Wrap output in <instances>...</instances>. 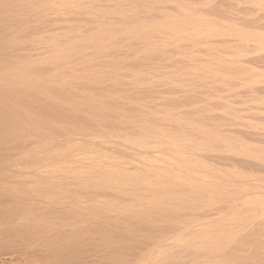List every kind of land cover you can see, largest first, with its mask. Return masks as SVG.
<instances>
[{
	"label": "bare ground",
	"instance_id": "obj_1",
	"mask_svg": "<svg viewBox=\"0 0 264 264\" xmlns=\"http://www.w3.org/2000/svg\"><path fill=\"white\" fill-rule=\"evenodd\" d=\"M174 1L0 0V264H264V0Z\"/></svg>",
	"mask_w": 264,
	"mask_h": 264
},
{
	"label": "rangeland",
	"instance_id": "obj_2",
	"mask_svg": "<svg viewBox=\"0 0 264 264\" xmlns=\"http://www.w3.org/2000/svg\"><path fill=\"white\" fill-rule=\"evenodd\" d=\"M176 1H179V0H176ZM205 1H206V2H205ZM205 1L202 0V3H204V6L206 7L207 4H209L208 2H209L210 0H205ZM233 1L237 2L236 0H219V2H218V0H217V1H216V0H213L214 3H215V2L217 3V4H214V5L225 4L227 9H229L228 6H227L228 4L232 5L233 7H234V5H236L235 2L233 3ZM169 2H171V3H176L174 0H173V1H172V0H169ZM213 2H212V4H213ZM259 2L262 3L263 0H262V1H261V0L256 1V3H259ZM202 3H201V4H202ZM256 3H255V4H256ZM261 3H259V4L261 5ZM263 4H264V2H263ZM263 4H262L261 6H263ZM202 5H203V4H202ZM214 5H211V4H210V7H211V6H214ZM253 5H254V3H253L251 6L253 7ZM260 5H259V6H260ZM169 6H170V5H169ZM204 6H201V7H204ZM199 7H200V6H199ZM199 7H198V9H199ZM233 7H232L233 12L236 13V11L238 10L237 7H236L237 10H235V8H233ZM256 7H258L257 4H256V6L254 5L253 8L256 9ZM263 7H264V6H263ZM263 7H262V9H260V7H258V9L262 11V10L264 9ZM196 9H197V8H196ZM196 9H195V11L191 10V12H192V11H193V12H196ZM200 9H201V8H200ZM202 9H203V8H202ZM202 9H201V12L203 11ZM232 9H231V11H232ZM258 9H257V10H258ZM172 10H173V9H172ZM174 11H175V10H174ZM201 12L199 11V13H201ZM263 12H264V10H263ZM187 13H188V12H187ZM237 13H238V11H237ZM192 14L195 15L194 13H192ZM197 14H198V12H197ZM261 14H262V12H261ZM263 14H264V13H263ZM200 15H201V14H198V16H200ZM195 16H196V15H195ZM263 16H264V15H263ZM14 17H15V16H14ZM222 17H223V16H222ZM4 18H6V17H4ZM7 18H8V19H6V20H7L8 22H12L13 20L16 21V19H18L17 22L19 23V22L22 21V18H23V17H18V16H17V18L13 19L12 16H7ZM11 19H12V20H11ZM215 20H217V21L219 20L220 23H223V22H224V25L227 23V20H226L225 17H223V18H221V17H217V19H215ZM215 20H214V22H216ZM220 20H221L222 22H221ZM263 20H264V19H263ZM25 21H27L26 17H25V19H23L22 22H25ZM17 22H16V23H17ZM12 23H13V22H12ZM14 23H15V22H14ZM16 23H15V24H16ZM18 23H17V24H18ZM44 24H45V23H44ZM46 24H47V23H46ZM218 24H219V23H218ZM13 25H14V24H13ZM222 25H223V24H222ZM222 25H221V27H222ZM227 25H228V26H229V25H231V26L233 25V28H234L235 25H237V24H229V23H227ZM227 25H226V26H227ZM41 26L44 27V25L41 24L40 26H39V25L37 26L38 29H39V27L41 28ZM219 26H220V24H219ZM226 26H224L225 29H226ZM228 26H227V28H228ZM231 26H229V28H230ZM43 27H42V28H43ZM221 27H220V28H221ZM45 28H47V25H45ZM45 28H43V29H39L40 31L37 30V33H38L39 35H41V33H42V34L44 33V35H45V32H46V31H44ZM231 28H232V27H231ZM231 28H230V29H231ZM233 28H232V29H233ZM237 28H239V26H237ZM222 29H223V27H222ZM230 29H228V30H230ZM232 29H231V30H232ZM235 29H236V27H235L234 30H232V31H235ZM46 30H47V29H46ZM226 30H227V29H226ZM262 30H263V29H262ZM260 32L263 33V31H260ZM261 33H260V34H261ZM263 34H264V33H263ZM263 34H261V35H263ZM11 35H12V34H11ZM15 35H16V34H14L12 37H14ZM31 35L36 36V35H34V34H31V33H24V34H22V35H21V34L16 35V36H18V37H16V39H17V38H19V39H18V40H15V41H18V43H15V41H14V42H13V41L10 42L9 40H10V39H13L12 37H11V38H8L9 36H7V37H6V40L3 39L4 37H0V39H2V40H0V50H1L0 52L3 54V55H0V57H1V56L4 57L2 60H0V61H1L0 64L2 63L1 66L6 65V63H7L6 61H9V62H8L9 64L11 63V60H12V59L10 58V56L8 55V53L10 54V51H11L13 48L11 49V48L9 47V45H13V44H14V49L17 47V48H16L17 50H15V52H16V51L19 52L20 49H21V51H27L28 49H29V50L31 49L30 47H32V45H33V43H34V42L32 41ZM261 35H260V37H261ZM25 36H26V38H24L25 41L23 42L22 38L25 37ZM28 36H30V38H29ZM20 37H21V38H20ZM27 38H29V41H27ZM33 38H36V37H33ZM263 38H264V35H263ZM3 40H4V41H3ZM30 40H31V41H30ZM8 41H9L10 43H9ZM26 41H27V44H26L27 46H26L25 44L22 45V43H26ZM3 42H4V44H3ZM31 42H32V44H31V46L29 47V45H30L29 43H31ZM12 43H13V44H12ZM15 45H17V46H15ZM24 45H25V46H24ZM3 46L6 47V48H4ZM23 46L26 47V49L23 50V48H24ZM28 47H29V48H28ZM183 47H184V46H183ZM199 47H200V46H199ZM199 47H198L197 50H193V51H195L196 53H195V52H192L191 47L189 48V47H187V46H185L186 49L184 48V52L187 51L186 54L182 52L183 50L180 51V52H182L183 55L185 54L184 56L186 57L187 53H188V56H189L190 49H191V52H192L191 55H190L191 57L194 56V55H192L193 53H194L195 55L197 54V56H194L193 59H194L195 57H196V58H197V57H201V58H202V57H203V58L206 57V58H207V56H208L209 54H210V55H211V54L214 55L213 53H209V54H207V52H206V54H207V55H206V54H205V51H207L206 48H203V47H202V48H201V47L199 48ZM7 48H10L11 50H10V49H7ZM188 48H189V49H188ZM192 48L194 49L193 46H192ZM210 48H211V47H210ZM214 48H216V47H214ZM214 48H211V49H214ZM254 48H255L254 46H252L251 48H249V49H250V51H249L250 53L248 52L249 57H251V56L254 55V54H252V52L254 51ZM203 49H205V50L203 51ZM211 49H208V51L210 50V52H211ZM216 49H217V48H216ZM218 49H219V50H218ZM218 49H217L218 52H219L218 55L221 56V53H222V56H223V52L225 53L226 50H224V48H222V47H219ZM7 50H9V51L7 52ZM188 50H189V52H188ZM247 50H248V49H247ZM247 50H245V51H247ZM245 51H244L243 53H244V54H247ZM178 52H179V51H178ZM197 52H199V53H197ZM212 52H213V50H212ZM1 53H0V54H1ZM13 53H14V52H13ZM201 54H204V55L201 56ZM181 55H182V54H181ZM183 55L180 56V55L178 54L177 56H178L179 58H182V57H183L184 59H187V58H188V57L185 58ZM198 55H199V56H198ZM205 55H206V56H205ZM215 55L218 56L217 54H215ZM191 57H190V58H191ZM1 58H2V57H1ZM1 58H0V59H1ZM4 62H6V63H4ZM185 62H186V61H185ZM185 62H182L183 64L181 63L182 66H184V64L187 63V62H186V63H185ZM8 63H7V65H8ZM181 64H177V66L179 67V70H180L181 72H182V71H183V72H184V71L187 72L188 70L186 71V69H187L186 66H189L190 64L185 65V66H184L185 69H184V67L181 66ZM191 64H192V63H191ZM221 65H222V64H221ZM221 65L218 64L216 67L219 68ZM224 65H225V64H223L222 66H224ZM258 65H259L260 68H261V67H264L263 65L260 66V64H257L256 67H257ZM1 66H0V67H1ZM208 67H209V66H206V68H208ZM259 67H257V70H261V69H258ZM204 68H205V67H204ZM206 68H205V69H206ZM211 68H212V67H210L209 70H210ZM214 68H215V66H214ZM253 68H255V66H254ZM253 68H252V69H253ZM206 70L208 71V69H206ZM253 70H254V69H253ZM255 70H256V69H255ZM255 70H254V71H255ZM257 70H256V71H257ZM225 71H226V70H224L223 72L221 71L220 73H221V74H224ZM262 71H263V69H262L261 71L255 72L256 75H257V73H258V75H257V76L255 75L254 78H252V77H251L250 75H248V74H245L246 76L248 75V77H245V78L241 79L242 81L239 80V81L236 83V87H237L238 89L233 88L232 92H235V90H237L239 93H240V92H241V93H244V94H242V95H243V98H240V100H247V97L249 96L248 93L246 92V91H247V88H248L249 86L254 85L253 83H255V82H256V84H257V83H258V80H261V79L264 80V75H263L264 71H263V72H262ZM216 72H218V71H216ZM194 73L197 74V75L199 76V77L197 78L198 80H202V74H203V73H201V72H194ZM226 73H227V74H230V72H227V71H226ZM226 73H225V75H227ZM208 74H209V73H208ZM208 74H207V75H208ZM232 74H233L234 76H236V75L239 76V73H237V72H234V73H232ZM232 74H231V75H232ZM261 74H262V75H261ZM243 75H244V74H243ZM243 75H241V73H240V76H243ZM245 75H244V76H245ZM259 76H261L260 79H259ZM250 78H251V79H250ZM253 79H254V80H253ZM251 80H252V81H251ZM263 80H261V82H262ZM249 81H251V82H249ZM243 83H244L245 86H246V84H247V87H246V88L243 87V86H244ZM241 84H242V85H241ZM256 84H255V85H256ZM192 86H193V85H192ZM198 86L200 87L199 84H194V88H195V90H197V91L199 90V87H198ZM241 87H242L244 90H246V91H243V92H242V90H240V89H242ZM221 88H222V87H221ZM221 88H220V89H219V88H218V89L216 88L217 90L215 89V91H219V90H221ZM224 88H225V87H224ZM200 89H201V88H200ZM237 91H236V92H237ZM198 92H199V91H198ZM239 93H238V94H239ZM200 95H201V94H200ZM200 95L198 94L197 97L200 96ZM201 96H202V95H201ZM240 96H241V94H240ZM202 97H204V96H202ZM202 97H198V98H202ZM257 103H258V102H257ZM257 103H255V106H259V105H260V106H263V105L260 104V102H259L258 104H257ZM197 105H198V104H197ZM202 105H203V104H199V106H202ZM251 105H252V104H251ZM252 106H254V105H252ZM194 107H196V106H194ZM194 107H193V108H194ZM249 121H250L251 123L248 122V121H245V122H244V121H241V122H243V123L245 124V126H244V125L242 126L243 129H245L246 127H249V126H254V124H257V123H255V122H257V121H254V122H253V120H249ZM246 124H247V126H246ZM204 128H205V127H204ZM260 132H263V131L260 130ZM263 133H264V132H263ZM3 141H5V138L1 139V142H3ZM254 141H255V140H254ZM254 141H253V140L250 141L249 144L251 145V143H255V142H257V143H256L255 145H251V146L248 144V145H247V148L255 149V148H257V147H264V145H263L262 143H259L258 141H255V142H254ZM224 172H225V176H227L228 174H229V175L232 174V170H226V171H224ZM229 175H228V176H229ZM228 176H227V177H228ZM261 176H263V175H261ZM262 179H264V177H262ZM247 194L250 195L249 193H247ZM195 201H196V200L192 201V203H191L192 207H195L196 204H198L197 201H196V203H195ZM207 211H208V210H207ZM205 212H206V211H205ZM197 213H198V212H197ZM199 213H200V212H199Z\"/></svg>",
	"mask_w": 264,
	"mask_h": 264
}]
</instances>
